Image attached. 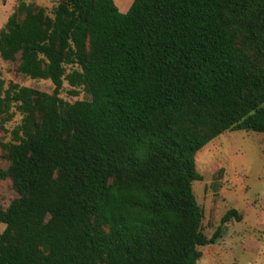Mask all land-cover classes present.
Listing matches in <instances>:
<instances>
[{
	"label": "trees",
	"instance_id": "16d2710c",
	"mask_svg": "<svg viewBox=\"0 0 264 264\" xmlns=\"http://www.w3.org/2000/svg\"><path fill=\"white\" fill-rule=\"evenodd\" d=\"M55 1L0 28V58L54 86L0 78V131L21 115L0 137V264H197L240 215L204 235L195 153L264 134V0Z\"/></svg>",
	"mask_w": 264,
	"mask_h": 264
},
{
	"label": "rangeland",
	"instance_id": "374dc122",
	"mask_svg": "<svg viewBox=\"0 0 264 264\" xmlns=\"http://www.w3.org/2000/svg\"><path fill=\"white\" fill-rule=\"evenodd\" d=\"M20 1L44 7L52 14L55 0H0V28ZM119 11L125 12L133 0H113ZM17 62L0 58V78L6 87L9 82L52 92L50 80L31 79L16 71ZM63 83L60 97L65 100L88 98L79 88L77 95ZM14 110V109H13ZM16 111L5 124L9 131L19 121ZM6 130V131H7ZM0 131L3 141L10 133ZM6 161L0 158V166ZM195 168L202 179L192 182L193 192L202 208L201 227L210 237L220 224L222 215L230 208L237 210L240 219L232 218L223 224L222 235L215 243L199 247L201 257L197 264H264V134L246 130L225 131L195 153ZM0 193L6 204L16 192L9 180L0 181ZM5 224L0 222V232Z\"/></svg>",
	"mask_w": 264,
	"mask_h": 264
}]
</instances>
